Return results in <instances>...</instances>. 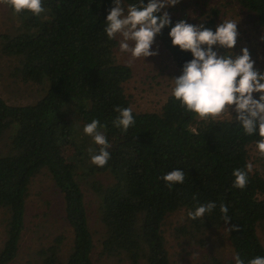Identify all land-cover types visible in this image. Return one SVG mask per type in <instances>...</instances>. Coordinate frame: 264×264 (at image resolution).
<instances>
[{
	"label": "trees",
	"instance_id": "1",
	"mask_svg": "<svg viewBox=\"0 0 264 264\" xmlns=\"http://www.w3.org/2000/svg\"><path fill=\"white\" fill-rule=\"evenodd\" d=\"M234 1L254 16L262 40L264 0ZM132 4L138 5L139 0H122V7ZM43 6L45 11L39 16L26 10L14 14L19 18L18 30L0 35L1 52L19 59L16 70L21 79L48 84L45 94L32 104H9L0 96V139L8 133L6 151L0 154V211L6 215L0 264L10 263L18 253L28 186L42 169L62 195L65 220L72 231L63 264H95L90 257L93 241L77 181L78 168L67 159L68 150L76 151L81 162L90 161V173L111 176L106 184L90 183L99 199V218L105 230L102 255L123 254L132 264H168L161 231L165 216L184 209L187 225L176 228V233L193 234L226 224L219 207L223 203L231 217L227 228L234 256L238 254L245 264L264 257L257 233L258 225L264 223V173L249 172L244 190L232 187L233 170L247 171L249 147L260 137L245 135L232 117L199 120L180 106L172 92L159 113L135 112L123 87L132 76L131 69L116 61L117 39L110 40L104 31L114 0H43ZM218 14L213 8L201 23L215 31ZM170 18L171 25L155 38L182 71L193 57L172 45L169 32L181 19ZM214 50L226 51L218 46ZM117 106L132 109L135 124L127 133L112 123ZM70 109L84 126L93 119L104 125L100 130L111 145V158L104 167L91 162L98 145H90L84 152L78 148L79 131L73 126ZM175 169L185 172V181L169 189L162 177ZM208 202L217 207L199 219L188 217L190 211ZM233 226L238 230H232ZM64 239L56 235L38 248L34 264H60ZM210 261L220 264L214 257Z\"/></svg>",
	"mask_w": 264,
	"mask_h": 264
},
{
	"label": "rangeland",
	"instance_id": "2",
	"mask_svg": "<svg viewBox=\"0 0 264 264\" xmlns=\"http://www.w3.org/2000/svg\"><path fill=\"white\" fill-rule=\"evenodd\" d=\"M218 10L216 24L227 20L238 22L239 36L235 47L231 50L235 55L241 54V49L247 47L255 68L264 70V44L261 40V30L255 23L253 15L234 0H179L175 6L166 7L170 17L181 19L192 25H199L209 16L212 9ZM125 12L127 8L124 7ZM20 26L19 18L11 13L9 8L0 1V35L13 34ZM117 46L114 49L116 61L128 65L132 76L124 82V92L129 98L131 108L135 112L159 113L161 107L174 88V78L182 74L178 70L169 52L155 38L151 51L158 55L133 60L128 53L119 50L120 37L117 36ZM18 57L6 55L0 49V96L9 104H32L40 99L48 88L47 82L34 83L23 81L20 73ZM259 99V94L254 93ZM70 113L73 126L79 131L76 139L78 148L84 152L90 145H95L93 139L83 131L84 125L76 113ZM234 113V112H233ZM232 113V115H233ZM231 117L225 113L217 119ZM103 132V130H100ZM7 136L0 139V154L5 153ZM84 154L81 156L83 157ZM76 151L68 150L67 159L77 166V181L84 195V204L88 216V226L92 235L93 249L90 257L95 264H132L123 254L107 257L102 255L104 227L99 218V199L91 189L90 183L98 180L104 184L111 180L108 173H90L88 159L81 162ZM249 163L251 172L264 173V158H261L256 145L249 147ZM4 215L0 211V248L5 238ZM187 225L186 211L176 210L165 216L161 224L162 236L168 254V264H209L214 257L220 264H234V254L228 239L227 224L210 227L193 234L181 235L176 228ZM258 236L264 245V223L257 227ZM65 238L58 258L63 264L72 244V231L65 220L64 202L61 193L54 186L46 169L40 170L30 180L28 194L25 200L24 229L19 241L16 257L7 264H34V252L41 246L48 245L56 235ZM61 257V258H60ZM138 264H146L140 261Z\"/></svg>",
	"mask_w": 264,
	"mask_h": 264
},
{
	"label": "clouds",
	"instance_id": "3",
	"mask_svg": "<svg viewBox=\"0 0 264 264\" xmlns=\"http://www.w3.org/2000/svg\"><path fill=\"white\" fill-rule=\"evenodd\" d=\"M12 9L14 14L29 11L39 16L45 11L43 0H3ZM179 0H143L139 4L129 5L125 12L122 0H114V7L106 17L104 31L108 38L119 36V50L130 54L133 60L158 55L151 51L155 37L162 32L172 21L166 7L175 6ZM238 22L227 20L217 25L213 31L204 26L192 25L181 20L171 27L169 36L173 46L181 51L190 52L192 59L184 63L182 74L174 78L172 95L180 102L186 112L194 114L199 120L215 121L227 113L239 124L247 136L258 135L256 148L261 158H264V73L255 68V61L251 58L247 47L241 49L240 55L231 50L237 43L239 32ZM264 40V37H262ZM225 49L223 54L214 50V47ZM259 94V99L254 98ZM118 115L113 125L122 133H127L135 124L131 108L114 109ZM235 113V116L232 113ZM104 125L93 119L86 124L83 131L99 146L97 154L91 155V162L98 167H104L110 160V144L106 135L100 129ZM92 150L90 149V152ZM247 171L242 168L233 170L234 182L232 187L244 190L249 183V172L252 165H246ZM166 185L171 189L176 184L185 181V172L175 169L163 177ZM195 198V197H194ZM217 207L215 202L199 205L195 211H190L188 217L199 219ZM222 220L227 224L231 217L227 205L220 204ZM232 230L235 229L233 226ZM235 264H245L237 254ZM247 264H264V257L257 256Z\"/></svg>",
	"mask_w": 264,
	"mask_h": 264
}]
</instances>
